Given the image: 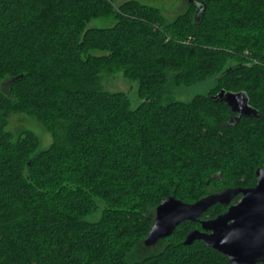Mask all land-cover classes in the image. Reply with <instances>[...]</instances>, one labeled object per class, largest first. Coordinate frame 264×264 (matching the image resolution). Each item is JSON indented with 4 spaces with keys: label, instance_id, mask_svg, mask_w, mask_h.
<instances>
[{
    "label": "trees",
    "instance_id": "obj_1",
    "mask_svg": "<svg viewBox=\"0 0 264 264\" xmlns=\"http://www.w3.org/2000/svg\"><path fill=\"white\" fill-rule=\"evenodd\" d=\"M182 1L167 23L134 0H0V264H230L183 244L198 223L144 244L165 198L250 188L264 167V0ZM100 18L111 26H88ZM118 73L137 84L136 108L101 89ZM216 74L207 95L170 97ZM221 90L259 116L230 123ZM16 113L51 135L46 150L7 130Z\"/></svg>",
    "mask_w": 264,
    "mask_h": 264
},
{
    "label": "water",
    "instance_id": "obj_2",
    "mask_svg": "<svg viewBox=\"0 0 264 264\" xmlns=\"http://www.w3.org/2000/svg\"><path fill=\"white\" fill-rule=\"evenodd\" d=\"M224 102L235 115L230 123L243 117H258L245 93L221 90L212 97ZM256 182L250 188H229L219 193L205 196L189 204L169 196L157 206L151 229L144 240L146 246L171 236L183 222H193L200 229L191 231L183 241L185 246L200 242L219 252L230 264L264 263V167L255 172ZM240 195V200L217 217L201 220L216 204L228 206L232 199Z\"/></svg>",
    "mask_w": 264,
    "mask_h": 264
},
{
    "label": "rangeland",
    "instance_id": "obj_3",
    "mask_svg": "<svg viewBox=\"0 0 264 264\" xmlns=\"http://www.w3.org/2000/svg\"><path fill=\"white\" fill-rule=\"evenodd\" d=\"M138 3L160 10L164 15L167 23L172 22L178 15L186 11L187 5L182 0H134ZM112 22L103 18L92 20L88 26L95 28H104L111 26ZM219 75H213L201 82L191 86L175 87L170 94V97L175 101L190 102L197 95H207L208 92L216 86ZM7 86V83H6ZM101 89L108 92H124L127 94L131 108H136L141 101L137 96V84L130 82L123 77L121 73L113 75H104L101 81ZM164 101V100H163ZM7 130L10 131L14 137H17L19 132L26 130L35 134L39 139L38 151L46 150L51 142V135L38 123V121L25 114L16 113L11 114L9 118V125ZM204 198V197H203ZM240 200V199H239ZM100 216L97 212L87 219L96 221Z\"/></svg>",
    "mask_w": 264,
    "mask_h": 264
},
{
    "label": "flooded vegetation",
    "instance_id": "obj_4",
    "mask_svg": "<svg viewBox=\"0 0 264 264\" xmlns=\"http://www.w3.org/2000/svg\"><path fill=\"white\" fill-rule=\"evenodd\" d=\"M239 196H240V195H239ZM240 198H241V196H240ZM240 198H239V199H240ZM239 199H238V201H239ZM233 205H234V204H233ZM230 206H231V205H230ZM228 207H229V206H228ZM226 210H227V209H226Z\"/></svg>",
    "mask_w": 264,
    "mask_h": 264
}]
</instances>
